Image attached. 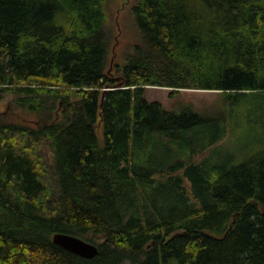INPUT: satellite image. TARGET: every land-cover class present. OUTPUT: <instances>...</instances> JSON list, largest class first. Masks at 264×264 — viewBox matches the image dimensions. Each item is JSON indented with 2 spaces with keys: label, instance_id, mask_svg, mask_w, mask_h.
Listing matches in <instances>:
<instances>
[{
  "label": "trees",
  "instance_id": "16d2710c",
  "mask_svg": "<svg viewBox=\"0 0 264 264\" xmlns=\"http://www.w3.org/2000/svg\"><path fill=\"white\" fill-rule=\"evenodd\" d=\"M119 1L0 0V264H264V0Z\"/></svg>",
  "mask_w": 264,
  "mask_h": 264
},
{
  "label": "rangeland",
  "instance_id": "374dc122",
  "mask_svg": "<svg viewBox=\"0 0 264 264\" xmlns=\"http://www.w3.org/2000/svg\"><path fill=\"white\" fill-rule=\"evenodd\" d=\"M135 0H120L114 7H112V16L114 19H119L121 22L119 36L121 35L122 39H125V36L132 31L130 23H132V19L129 14V9L133 4H135ZM130 25V26H129ZM184 94L189 95V99L192 97H205L206 99L210 100L211 96L207 93H199L196 91H185ZM145 96L149 101H159L165 108L170 109L174 105V100L169 99V90L162 89V88H150L146 90ZM246 141H244L245 143ZM236 140L233 141H226L223 148L215 154L217 157H228V156H238V149L239 147ZM215 158L217 159V157Z\"/></svg>",
  "mask_w": 264,
  "mask_h": 264
},
{
  "label": "water",
  "instance_id": "95a60500",
  "mask_svg": "<svg viewBox=\"0 0 264 264\" xmlns=\"http://www.w3.org/2000/svg\"><path fill=\"white\" fill-rule=\"evenodd\" d=\"M52 242L62 249L83 259H93L98 254L96 245L88 243L78 237L57 233L52 237Z\"/></svg>",
  "mask_w": 264,
  "mask_h": 264
}]
</instances>
